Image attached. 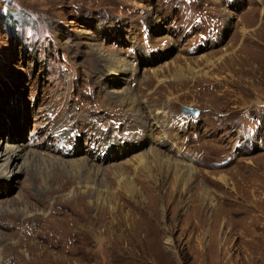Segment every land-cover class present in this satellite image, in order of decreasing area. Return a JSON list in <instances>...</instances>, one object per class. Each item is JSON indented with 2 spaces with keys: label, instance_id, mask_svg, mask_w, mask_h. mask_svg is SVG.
Returning a JSON list of instances; mask_svg holds the SVG:
<instances>
[{
  "label": "rangeland",
  "instance_id": "rangeland-1",
  "mask_svg": "<svg viewBox=\"0 0 264 264\" xmlns=\"http://www.w3.org/2000/svg\"><path fill=\"white\" fill-rule=\"evenodd\" d=\"M160 108L166 141H145L137 112ZM18 146L44 162L0 176V264H264V0H0V153ZM152 147L188 164L187 194L167 173L128 197Z\"/></svg>",
  "mask_w": 264,
  "mask_h": 264
},
{
  "label": "bare ground",
  "instance_id": "bare-ground-1",
  "mask_svg": "<svg viewBox=\"0 0 264 264\" xmlns=\"http://www.w3.org/2000/svg\"><path fill=\"white\" fill-rule=\"evenodd\" d=\"M101 56L103 57V55H101ZM104 58L106 59V56L103 57V59ZM201 60H203L204 62H207V59L204 60L203 58H201ZM114 64L115 65L113 66V68H111L108 71V73H109L108 77L110 79H111V77H119L120 75H125V73H127L128 68L126 67L125 61L118 59L117 61L115 60ZM113 84H116V83H113ZM110 87L112 88L113 86L110 85ZM140 111L137 112V113H140L139 117H141L143 120L149 118V124H150L148 126V128L146 129L148 131L147 136H145V138H142V139L145 141H150L149 140V139H151V138H149L150 134H152V132L155 129L161 128V131L163 132V134H162L163 137L161 139H159L158 142H161V140H162L161 143H163V141H166L168 125L166 126L165 124H163L161 122L162 121L161 119L163 117H166V113H167L166 109L160 108L158 110V113L152 114L153 112H150L149 115L144 114V111H141V112ZM133 120L139 123L138 119H133ZM13 125H14V123H11V131L14 130ZM138 139L141 140V138H138ZM159 144L160 143H158L157 145L160 146ZM160 151L161 150H158V149L152 147V148H150V151H148V153L141 154L140 156H137L134 158L135 166L138 170L141 171L143 177L140 179L137 178L138 179L137 183H135L134 180L132 181V184L128 183L130 186V188L127 191L128 197H131L133 199H138V200L142 199V197L146 196V194H147L143 190V187H145L146 189H149L151 192L152 191H157V192L161 191V190H159L161 188L160 182L164 178L163 176H165V174H167V173L171 174V181H170L169 186H168L169 190H167L165 193L168 194L171 192H175L177 197H182L184 194L188 193L187 188L189 187V185L185 189L181 188V187H182V185L186 184V183H182L183 175H184V173H188L189 171H191L190 167L187 166L188 164H184L182 162L180 163L179 161H176V160L172 159L171 157H169L168 155H166L163 151H161V152ZM50 161H53V160H50ZM75 161L76 160L71 161V164L74 165L76 163H79V164L85 163L84 160H82V161L78 160L76 162ZM19 162H22L21 166H18ZM43 162H44V160L38 158V155H36V153L34 151L26 150V147H24V146L9 147V148H6L5 151L0 153V176L5 181L14 180L18 174L23 172L22 167H24V169H25V167L26 168L31 167L32 169H34L37 166V168H36V170H37L38 166H41L43 164ZM189 165H190V163H189ZM91 167L95 168V166H91ZM36 170L34 172H36ZM155 172H157V175L155 174ZM221 180H223V178H221ZM83 191H84V194H86V195L90 196V194L93 193V195L96 194L98 198L100 197V192L97 190V188H96V186H94V184H91V186L89 184H86L83 187ZM190 193L193 195L194 192H190ZM194 196H195V193H194L193 197ZM198 196L199 197L197 199H199L200 202H202V205L207 204L208 201L210 200V197L206 194L205 190L203 191V193L201 195L198 194ZM193 197H192V199H193ZM142 202L146 203L145 200H142ZM209 206L211 209L215 207V205L212 203H210ZM168 243H171V242H168ZM165 247H167V246H165Z\"/></svg>",
  "mask_w": 264,
  "mask_h": 264
},
{
  "label": "water",
  "instance_id": "water-1",
  "mask_svg": "<svg viewBox=\"0 0 264 264\" xmlns=\"http://www.w3.org/2000/svg\"><path fill=\"white\" fill-rule=\"evenodd\" d=\"M188 112H189L190 115H192L193 117L196 116V114H195V113H196V110H195V109L192 110V109H189V108H187V107H185V108L182 107V108H181V113H182V114H185V113H188Z\"/></svg>",
  "mask_w": 264,
  "mask_h": 264
},
{
  "label": "crops",
  "instance_id": "crops-1",
  "mask_svg": "<svg viewBox=\"0 0 264 264\" xmlns=\"http://www.w3.org/2000/svg\"><path fill=\"white\" fill-rule=\"evenodd\" d=\"M228 261V260H227Z\"/></svg>",
  "mask_w": 264,
  "mask_h": 264
}]
</instances>
